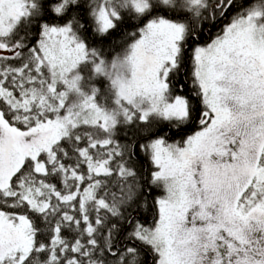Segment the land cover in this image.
I'll use <instances>...</instances> for the list:
<instances>
[{
  "label": "snow or ice",
  "instance_id": "6c2138e0",
  "mask_svg": "<svg viewBox=\"0 0 264 264\" xmlns=\"http://www.w3.org/2000/svg\"><path fill=\"white\" fill-rule=\"evenodd\" d=\"M0 264H264V0H0Z\"/></svg>",
  "mask_w": 264,
  "mask_h": 264
},
{
  "label": "trees",
  "instance_id": "16d2710c",
  "mask_svg": "<svg viewBox=\"0 0 264 264\" xmlns=\"http://www.w3.org/2000/svg\"><path fill=\"white\" fill-rule=\"evenodd\" d=\"M218 31V28H213L211 30V33L209 32H205L204 36H203V40H208L209 39V36L212 35V34H215V32ZM115 39H119V37H115ZM196 130V127H193L191 129H189V134L193 131ZM173 139H179V137H173ZM146 163V162H145ZM160 193L158 191H153L152 193V197H150V201L151 199H153L155 196L159 195ZM151 217H152V211L149 209V210H145V211H142L141 214H140V218L142 220H147V221H150L151 220Z\"/></svg>",
  "mask_w": 264,
  "mask_h": 264
}]
</instances>
